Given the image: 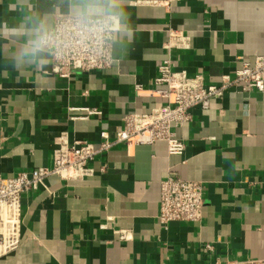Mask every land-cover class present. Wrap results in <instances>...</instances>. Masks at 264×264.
I'll use <instances>...</instances> for the list:
<instances>
[{"label": "crops", "instance_id": "1", "mask_svg": "<svg viewBox=\"0 0 264 264\" xmlns=\"http://www.w3.org/2000/svg\"><path fill=\"white\" fill-rule=\"evenodd\" d=\"M10 0H0V27L16 24ZM57 0H35L51 11ZM135 39L105 69L17 72L0 38V175L50 166L55 139L113 138L126 112H149L157 98L168 29L191 35V47L174 50L176 68L208 82L233 75L242 61L264 55V0H127ZM115 55V53H113ZM136 85L142 88L136 91ZM84 107L100 114H87ZM176 129L182 154L165 140L116 143L93 160L83 180L46 179L48 189L23 192L21 241L0 264H217L227 258H264V89L232 86ZM169 171L204 183L197 222L158 219L161 180ZM125 230L128 239H121ZM212 245L211 249L206 244Z\"/></svg>", "mask_w": 264, "mask_h": 264}, {"label": "built area", "instance_id": "2", "mask_svg": "<svg viewBox=\"0 0 264 264\" xmlns=\"http://www.w3.org/2000/svg\"><path fill=\"white\" fill-rule=\"evenodd\" d=\"M59 18V17H58ZM165 46L168 55L158 66L152 91L157 98L149 112H126L122 124L113 138L107 131L100 132L101 141L74 140L62 134L55 139L53 161L50 166H36L19 171L13 176L0 175V256L16 250L21 241V198L23 192L48 189L46 179L58 176L65 180H83L94 174L95 156L116 143L135 139L137 143L165 140L169 154H182L185 141L177 136L176 129L191 121V109H208L211 100L222 97L232 86L244 91L264 89V55H256L253 62L242 61L233 75H224L220 82H208L198 72L189 75L185 69L176 68L174 50L191 47V35L183 29H168ZM107 50L104 54L78 46L66 53L60 61H53L52 72L64 78L74 72L105 69L112 65ZM136 85V91L141 90ZM87 114H100L95 108L84 107ZM205 186L202 181L185 179L169 171L161 180L158 219L167 226L173 221L197 222L202 218ZM121 239H128L125 230L119 231ZM211 249L210 243L205 245ZM217 264H264V258H227Z\"/></svg>", "mask_w": 264, "mask_h": 264}, {"label": "clouds", "instance_id": "3", "mask_svg": "<svg viewBox=\"0 0 264 264\" xmlns=\"http://www.w3.org/2000/svg\"><path fill=\"white\" fill-rule=\"evenodd\" d=\"M7 7L18 18L7 31L0 27V38L19 42L9 52L17 72H43L78 46L107 50L109 62L116 63L134 43L127 0H57L51 11L39 10L35 0H10Z\"/></svg>", "mask_w": 264, "mask_h": 264}]
</instances>
